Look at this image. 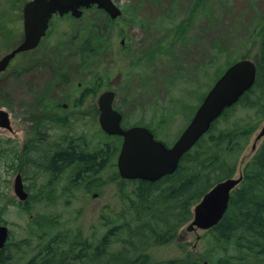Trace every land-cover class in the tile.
<instances>
[{"label": "rangeland", "instance_id": "374dc122", "mask_svg": "<svg viewBox=\"0 0 264 264\" xmlns=\"http://www.w3.org/2000/svg\"><path fill=\"white\" fill-rule=\"evenodd\" d=\"M26 1L0 0L1 11H7V16L0 19V58L23 39ZM113 1L123 13L119 19L110 20L97 8L86 10L80 19L55 16L42 48L12 62L0 76V108L10 113L14 130L11 133L0 129V219L11 230L12 246L5 250L9 257L12 254L10 264H26L42 257L49 245L56 247L57 243L60 249H67L71 242H81L74 247L79 254L75 264H117L122 263L121 258L126 260L123 264H140L135 258L142 255L147 264L191 257L206 260L211 247L219 249L208 231L190 230V222L167 243L156 235L143 238L130 234L127 225L135 228L139 222L132 205L137 200V181H125L119 176L117 160L123 141L103 134L98 121V97L107 89L116 90L114 105L123 113L125 128L147 126L173 145L212 88L220 69L234 60H256L259 54L263 57L264 0ZM182 23L189 24L186 32L170 40ZM8 24L13 27L10 33ZM88 44L91 56L88 50L84 53ZM54 51L70 56L66 62L69 66H59L57 73L63 76L56 82L57 92H51L67 99L62 102H69L67 109L60 104L59 118L50 117L49 110L42 116L34 104L42 95L36 92L41 85L32 86L39 78L45 79V74L48 78L53 75L43 52L51 60ZM26 62L28 73L16 75L23 71H17L19 64ZM92 87V97L84 101ZM241 105L230 108L226 118L221 116L205 136L203 146L198 145V151L194 149L196 160L204 162L195 174L201 181L208 177L217 183V178L225 177L222 181L229 173L236 178L244 175L247 163L264 147V136L258 137L264 127V102L252 108ZM219 136L223 142L215 144ZM30 138L33 141L27 143ZM37 144L51 154L72 149L86 154L88 161H76L54 172L42 154L31 151ZM25 146L29 152H24ZM195 169L187 163L165 188H179L193 178ZM19 173L29 193L26 203H21L14 191ZM166 205L172 206L162 203L157 214ZM113 209L124 217L117 220ZM115 224L122 227L121 234L113 231ZM28 239V248H19ZM105 239L106 254L101 251L105 255L97 261V248ZM129 240L136 246H130ZM219 254L222 252L218 250L215 255ZM228 254L237 255L238 251L230 245Z\"/></svg>", "mask_w": 264, "mask_h": 264}, {"label": "trees", "instance_id": "16d2710c", "mask_svg": "<svg viewBox=\"0 0 264 264\" xmlns=\"http://www.w3.org/2000/svg\"><path fill=\"white\" fill-rule=\"evenodd\" d=\"M6 16L7 11H1L0 7V19ZM262 22H264V18ZM189 24L182 23L180 26H177L172 37L179 39L186 32V28H188ZM258 25L254 26V28ZM7 29L9 30L8 33H10L13 27L8 24ZM1 37L2 35L0 34V39ZM261 42H263L261 49L263 50L264 41ZM80 50L81 48L77 49V51ZM86 50L92 52L90 44L84 47L85 52ZM262 56L264 57V52ZM263 57L261 58L259 54L255 60L259 70L258 77L253 88L240 99L239 103L242 104L241 106L252 108L264 102ZM224 68L219 70L220 73ZM220 73H218L217 78L222 74ZM228 111L229 110L225 111L222 118H226L229 115L227 114ZM217 121L218 119L214 124ZM210 132L208 134H210ZM205 139L204 136L191 151L185 154L175 174L166 176L157 182L137 181V187L135 188L137 200H134L132 205L137 211L135 219L139 222L135 228L130 227L129 224L127 225L130 229V234L132 232L140 234L143 238H146L149 234L156 235L162 243H167V241H171L177 235L182 227L188 222H191L193 219V207L201 200L207 191L216 184L215 182V184L212 183L208 177L206 181H201L199 176L195 175L197 169H201L204 162L202 160H196L197 158L194 157L193 151L195 148L198 151V145L203 146ZM221 142H223V137L219 136L214 143L219 144ZM32 150H35V153L40 156L42 154L41 157L43 160L47 161L46 165L55 169L54 172L63 171L76 161H88V156L86 154L76 153V151L72 149L58 150L54 154H51L50 152H45L43 145L37 144L31 148V151ZM187 163L189 165L193 164V168H196L193 171V178H190L179 188L168 185L170 188H168L169 190L166 189L165 186L167 183L180 172L184 171ZM245 170L242 183L239 188L232 193L226 215L217 226L208 231L209 234L213 236L214 242L219 245V249L211 247L207 252L206 260L191 257L186 260L168 261L163 264H206L207 262H209V264H264V147H262L258 154L247 163ZM232 175L233 173H229L228 177ZM223 178L225 177L217 178L216 182L221 181ZM164 202L171 203L172 206L168 208V205H166L157 214L159 207H161ZM118 211L116 209L112 211L114 215L118 217L117 220H119L121 216L122 218L124 217V214ZM114 226L115 228H113V231L117 234H121L122 227L116 224ZM239 232H241V234L236 235ZM42 233H45V231H42ZM29 240L30 239L24 241L23 245L19 246V248H28L26 246H28ZM128 242H130V240ZM79 243L81 242H71L67 249H60L61 247L58 243L56 247L49 245L47 251L42 254V257L38 256L32 258L28 260L26 264H75V259L79 254L75 253L74 247L79 245ZM82 245H85V242H83ZM224 245H227V247L224 248ZM230 245H233L236 251H238L237 255L230 256L228 254ZM130 246L135 247L136 242H130ZM106 247L107 242L105 239L97 248V261L106 254ZM9 249L10 248L6 251H9ZM130 250L136 253L132 247ZM218 250L222 252V254L215 255ZM6 251L2 250L0 252V264L11 263V258H13L12 254H10V258L9 253ZM101 251L105 254L101 255ZM85 255L88 256L87 254ZM81 257H84V255L82 254ZM81 257L78 258L77 263L80 262ZM121 259L122 263L120 261L116 263L123 264L126 261L125 258ZM131 261H134V259ZM135 262L147 264L146 262L148 261H146L144 255H142L135 258ZM107 264L113 263L108 261Z\"/></svg>", "mask_w": 264, "mask_h": 264}, {"label": "water", "instance_id": "95a60500", "mask_svg": "<svg viewBox=\"0 0 264 264\" xmlns=\"http://www.w3.org/2000/svg\"><path fill=\"white\" fill-rule=\"evenodd\" d=\"M97 4L112 18L122 14L112 0H32L24 7L25 41L12 53L0 61V71L4 70L9 61L20 51L33 49L42 36L46 34L53 15L72 13L79 18L83 8ZM257 67L251 60H242L231 66L217 81L213 89L204 99L192 122L172 148L154 138L144 127L124 130L121 127L122 116L112 109L115 94L105 92L101 95L100 122L105 131L112 135L124 137V143L118 159L120 175L125 179H142L157 181L165 175L173 174L181 157L190 150L200 137L205 134L223 111L238 102L250 90L256 81ZM8 114L0 110V124L6 126ZM264 136V127L258 137ZM239 178H229L213 187L194 209V220L189 229L208 230L217 225L225 215L231 198L232 190L241 182ZM15 191L21 199H26L21 176H18ZM0 247L3 246L7 233L2 227Z\"/></svg>", "mask_w": 264, "mask_h": 264}, {"label": "flooded vegetation", "instance_id": "af4514ba", "mask_svg": "<svg viewBox=\"0 0 264 264\" xmlns=\"http://www.w3.org/2000/svg\"><path fill=\"white\" fill-rule=\"evenodd\" d=\"M125 41V40H124ZM30 52H33V51H30ZM89 52V55H90V51H88ZM44 54H43V57L44 58H46L45 59V63H47V65L50 67V66H52V65H55L56 67L60 64V58H61V56H62V54L63 53H59V52H57V51H54V53L55 54H52V57H53V60H55L54 62H52V63H50L49 64V62H48V59H47V53H45V52H43ZM73 53H76V51L74 50L73 51ZM86 53V52H85ZM35 55V54H34ZM21 57L22 56H28V54H25V53H21V55H20ZM91 56V55H90ZM65 57H66V60H65ZM17 58V57H16ZM69 58H70V56H66V54H64V56H62V58H61V61L65 64V65H68L69 66V63H66L68 60H69ZM17 59H14V62L16 61ZM28 65H29V63L28 62H26V63H20L19 64V67H18V69H17V71H22V72H17V74L16 75H19V74H21L20 76H22V73H24L25 72V74H27L28 72V69H29V67H28ZM42 71H46V70H42ZM27 72V73H26ZM47 72V71H46ZM1 76V75H0ZM43 78H45V79H41V78H39V81H37V82H35L36 84L34 85L33 83H32V86H37V85H41L39 88H40V90L38 91L37 89H36V92L37 93H42V95L41 96H39V97H37L36 98V100L34 101V104L35 105H37L39 108H40V110L42 111V116H45V115H47V113H45L46 112V110H49L48 112V115L50 116V117H57V118H59L60 117V111L62 110V108H64V109H67L68 107H69V102H67V101H65V102H62L63 101V99H66V98H64V97H61V96H54L51 92H53V93H56L57 91H56V88H57V84H56V82L58 81V77L53 73V75L50 77V78H48L47 77V74H45L44 76H43ZM79 84H81V83H79ZM50 85H52V87L50 86ZM80 86V89H82L81 87H82V84L81 85H79ZM33 88V87H32ZM94 92V88H91V90H90V92H89V94L90 95H88L87 97H83V99H84V101L88 98V97H90L91 96V94ZM31 94H33L34 95V91L32 90L31 92H30ZM69 97H71V95L69 96ZM92 97V96H91ZM94 99H95V96H93V98H92V100L94 101ZM67 100V99H66ZM60 104H62L63 105V107L61 108V106H60ZM90 108H91V106H90ZM92 108H95V105H93L92 106ZM63 109V110H64ZM93 112H96V110H93ZM43 138H44V136H42V137H40V139H41V141L43 140ZM33 141V139L32 138H30L29 140H28V142H32ZM26 151H28L27 150V148H26V146H25V148H24ZM0 223H2V224H5V222L3 221V220H1L0 219ZM11 235H10V237H9V239H8V246H6L3 250H6L7 248H9L10 246H12L10 243H11ZM1 252V251H0Z\"/></svg>", "mask_w": 264, "mask_h": 264}, {"label": "bare ground", "instance_id": "6f19581e", "mask_svg": "<svg viewBox=\"0 0 264 264\" xmlns=\"http://www.w3.org/2000/svg\"><path fill=\"white\" fill-rule=\"evenodd\" d=\"M216 120H217V119H216ZM216 120H215V121H216ZM215 121H214V122H215ZM118 159H119V157H118Z\"/></svg>", "mask_w": 264, "mask_h": 264}]
</instances>
